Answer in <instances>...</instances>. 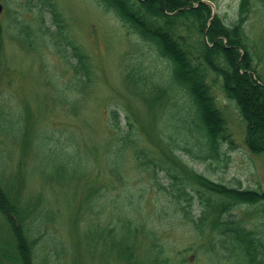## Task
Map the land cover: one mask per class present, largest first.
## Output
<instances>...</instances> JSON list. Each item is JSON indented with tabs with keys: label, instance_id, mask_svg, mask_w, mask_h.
I'll list each match as a JSON object with an SVG mask.
<instances>
[{
	"label": "trees",
	"instance_id": "obj_1",
	"mask_svg": "<svg viewBox=\"0 0 264 264\" xmlns=\"http://www.w3.org/2000/svg\"><path fill=\"white\" fill-rule=\"evenodd\" d=\"M96 1L106 11L113 13L131 34L151 45L169 63V75L163 83H158L152 75L133 80L149 110L148 120H141L143 131L137 132L130 116H124L120 108L113 107L108 111L107 126L111 133L104 147L105 154L102 152L108 171L122 175L123 162L132 158L142 171L152 172L156 185L160 187H163L157 176L160 172L165 171L181 181L183 186L178 188V201L172 208V215L180 226L192 228L201 237L209 238L207 250L196 254L199 264H264L263 236L257 228L249 226L234 213L239 206L264 202V192L212 180L189 166L179 153L184 151L204 161L219 160L222 143L229 140L225 134L226 120L216 105L208 82L211 74L220 82L226 96L237 105L246 123V144L249 149L256 154L264 153V80L254 65V42L246 30L255 5L261 4L264 9V0H240L237 18L231 24L225 23L217 14L214 16L212 5L205 0ZM53 14L57 24L55 32L61 34L64 24L54 5ZM35 26L42 31L40 26ZM35 28L25 22L19 27V33L40 39V35L34 36ZM47 32L54 34L50 27L43 33ZM44 34H41V38ZM68 43L72 46L71 57H65L74 68L82 91L92 83V71L87 66V56L71 41ZM1 52L0 28V57ZM72 58L77 61H71ZM145 82H150L149 90L142 87ZM57 89L65 92L59 86L55 88L56 92ZM180 95L186 99L183 106L178 105ZM43 100L44 106L48 107L46 101L49 100ZM55 100L71 106L73 112L77 111L80 103L79 98L60 95H56ZM31 114L23 119L14 112L4 114L3 107H0V130L15 136L25 156L31 154L35 157L42 176L67 184V189L73 184L76 196L73 197L71 191L64 192V197L62 195L66 207L87 208L92 204L97 207L96 194L107 185L99 183L102 170L95 176L90 172L89 159H97L100 146L88 143L89 147L76 149L79 143L76 142L75 132L69 136L71 143H75L74 147L70 146L71 143L68 146L54 142L52 137L46 136L47 133L34 132V124L30 123ZM179 136L185 143L193 138L199 153L195 154L191 148L182 146L177 139ZM143 138L152 147L144 145L146 142ZM229 143L233 145V140H229ZM83 162L86 163L85 167L82 166ZM23 167L24 163L20 170L22 175L12 176L11 181L17 183L7 182L0 172V264H36L35 247L42 236L44 220L41 215L44 213V218L50 214L43 209V213L39 211L40 221L33 219L43 199L41 195H35V200L23 194L22 189L28 180L25 176L31 177L33 174ZM177 168L180 170L176 171ZM97 184L100 185L97 187ZM196 195L204 199L203 208L198 209V217L193 215L192 208ZM68 196H71V200L66 199ZM80 196L81 200L78 201ZM127 208L124 205L123 210L120 209V216L112 228L94 220L81 229L78 238L84 247L74 246L73 264L83 262L84 249L88 254V240L91 237L110 244L122 264H180L187 261L186 258L176 260L168 254L166 243L159 239L158 231L153 227L151 214L144 212L143 208H135L134 216ZM163 210L161 208L157 214ZM74 222L77 224L76 220ZM35 230L39 233L38 239L32 237ZM57 255L56 251L53 257H49L51 264H68Z\"/></svg>",
	"mask_w": 264,
	"mask_h": 264
},
{
	"label": "rangeland",
	"instance_id": "obj_2",
	"mask_svg": "<svg viewBox=\"0 0 264 264\" xmlns=\"http://www.w3.org/2000/svg\"><path fill=\"white\" fill-rule=\"evenodd\" d=\"M207 1L212 3L213 10L225 23L231 24L237 18L240 0ZM29 2L30 0H0L4 7L0 15V107H3L4 114L14 112L23 116V119L32 113L30 123L34 124V132L47 133L46 136L52 137L54 142L69 146V136L75 132L76 142L79 143L76 149L87 147L88 143L100 146L97 159H89L90 172L95 176L102 170L99 183L107 185L96 194L97 207H93V204L87 208L66 207L62 195L71 191V195L76 196L73 184L67 189V184L42 176L35 157L31 154L25 156L15 136L0 130V172L5 175L3 179L17 183L18 181H11L12 176L19 173L22 175L20 170L24 163L23 168L33 174L31 177L25 176L28 180H25L23 194L35 200L36 196L41 195L43 199L33 219L40 221L39 211L43 213V209L50 213L44 218V213L41 215L44 220L42 236H39L35 247L36 264H51L49 257H53L56 251L60 260L73 264L74 246L80 245L81 249L84 247L78 238L81 229H85L89 221L94 220L112 228L124 205L134 216L135 208H143L144 212L152 215L153 227L157 229L159 239L166 243L168 254L179 261L187 259L180 264H199L196 254L207 250L209 238L201 237L192 228L180 226L172 215V208H175L178 201V188L183 186L181 181L174 179L171 174L167 175L165 171L160 172L157 175L163 186L160 187L156 185L152 172L142 171L132 158L123 162L122 175L112 174L104 159V147L111 133L107 126L108 111L113 107L120 108L124 116H130L136 131H143L141 120H148L149 110L133 80L152 75L158 83H163L169 75L168 61L161 58L151 45L131 34L113 13L106 11L96 0ZM53 5L64 24L61 34L55 32L57 24L53 20ZM25 22L31 24L32 28L36 27L34 36L40 35V39L19 33V27ZM36 24L42 31L38 30ZM47 27L54 34H44ZM246 30L254 42V65L264 80V9L261 4L255 5ZM41 34L45 35L43 39ZM68 41L87 56V66L92 71L93 81L82 91L77 83L78 76L65 57H71L72 46ZM71 61L77 60L72 58ZM141 81L143 82L142 78ZM208 82L216 105L226 120L225 134L229 140H233V145L229 140L222 143L219 160L204 161L184 151L179 153L189 166L212 180L232 187L264 192V153H253L247 146L246 123L235 102L222 90L220 82L212 74ZM142 85L144 89H150V82ZM58 86L65 92L59 89L56 92L55 88ZM56 95L79 98L77 111L73 112L71 106L56 101ZM181 97L182 95L178 105L183 106L186 99L185 96L183 99ZM43 99L49 100L46 101L48 107L44 106ZM123 122L126 124L127 121ZM181 137L177 139L182 146L191 148L195 154L199 153L193 138L185 143ZM74 145L75 143L70 146ZM144 145L152 147L150 142ZM82 166L85 167L86 163L83 162ZM172 173L175 174L174 171ZM186 185L190 188L188 183ZM66 199L71 200V196ZM77 199L80 201L81 196ZM179 200L186 204L182 198ZM203 202L204 199L195 196L192 208L196 217L199 216L198 209L203 208ZM161 208L165 210L158 215ZM234 213L249 226L257 228L264 238V202L239 206ZM174 223L179 226L173 225ZM38 235L37 230L33 231L34 239H38ZM87 252L88 254L85 248L81 264H122L116 258V250L95 237L89 238Z\"/></svg>",
	"mask_w": 264,
	"mask_h": 264
},
{
	"label": "water",
	"instance_id": "obj_3",
	"mask_svg": "<svg viewBox=\"0 0 264 264\" xmlns=\"http://www.w3.org/2000/svg\"><path fill=\"white\" fill-rule=\"evenodd\" d=\"M204 2L209 3V4L212 5V3H210L209 1H204ZM3 10H4V7H3V5L0 3V15L2 14ZM215 15H216V12L214 11V16H215Z\"/></svg>",
	"mask_w": 264,
	"mask_h": 264
}]
</instances>
